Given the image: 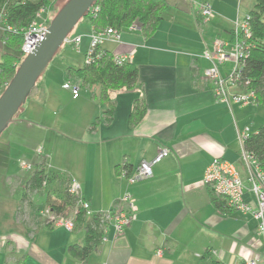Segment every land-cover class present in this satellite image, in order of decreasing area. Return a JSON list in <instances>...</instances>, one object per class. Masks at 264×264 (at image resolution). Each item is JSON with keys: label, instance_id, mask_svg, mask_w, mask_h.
Listing matches in <instances>:
<instances>
[{"label": "crops", "instance_id": "1", "mask_svg": "<svg viewBox=\"0 0 264 264\" xmlns=\"http://www.w3.org/2000/svg\"><path fill=\"white\" fill-rule=\"evenodd\" d=\"M172 1L179 5L184 0ZM221 2L226 1L219 0L215 11L230 22L234 13L223 9ZM250 8L240 13L246 14ZM188 11L198 26V14L191 6ZM87 21L89 30H75L68 38L71 42L72 37H79L74 49L82 54L81 60L48 66L41 75L23 109L34 118L18 117L15 121V127L26 130L29 136L17 135L16 144L27 145L23 154L30 159V148L42 145L52 168L80 182L82 196L96 213L112 209L123 193H129L137 207L135 220L116 239L109 227L107 241L79 260L69 253V246L83 244L81 228L66 231L59 225H44L40 218L24 225L14 218L13 230L0 232V264H17L18 260L22 264H202L209 257L221 264H246L258 257L264 264V247L255 219L224 209L220 199L217 201L223 205L212 202L209 187L203 182L214 157L226 160L235 169L243 161L237 134L248 126L246 115L255 111L256 104L249 105L251 109L245 112L248 105H232L230 110L217 100L212 83L202 74L209 65L200 56L202 50L217 33L224 36L229 26L222 20L214 33L192 39L194 50L183 53L164 40L159 42L155 37L158 28L148 38L132 30L122 31L118 40L107 38L100 46L102 50L114 56L134 52L131 60L138 79L132 88L108 90L109 100L103 101L99 84L82 85L80 79L66 72L68 67L83 66L93 32ZM1 35L0 29L3 53L7 48ZM219 68L225 74L230 64ZM66 82L78 87L77 97L62 86ZM137 102L143 103L145 111L139 121L132 122L130 116ZM110 105L113 110L107 122L105 111ZM1 143L8 146L6 163L12 157L19 158V154H10L15 141L7 138ZM166 147L170 151L152 166L151 177L129 184L118 174L123 166L133 171L141 161L151 160ZM3 168L8 173L7 183L21 189L24 179L9 164L8 168L7 164L0 165ZM243 169L246 171L244 162ZM247 197L253 199L248 192ZM205 252V258H201Z\"/></svg>", "mask_w": 264, "mask_h": 264}, {"label": "trees", "instance_id": "2", "mask_svg": "<svg viewBox=\"0 0 264 264\" xmlns=\"http://www.w3.org/2000/svg\"><path fill=\"white\" fill-rule=\"evenodd\" d=\"M184 1L189 2L191 8H194V5L192 6L190 1ZM197 1L203 3L206 0ZM54 2L55 0H0L1 40L5 43L4 45L7 48L4 53L0 54V94L16 72L21 58L23 59L25 57L20 51L23 43L24 29L36 19L42 20V18H47V14L48 17L51 16V11H55L54 7H52ZM174 5L175 3L172 0H97L91 5L97 6V11L91 14L90 10H88L82 18L86 17L89 20L91 28H93L94 31H103L106 28H113L121 33L124 30H129L128 26L133 25L136 27L134 31H139L143 37L148 38L157 29L158 23L162 17L161 12ZM42 8L46 10V12H42V17L37 18L36 14ZM47 11L49 12L47 13ZM236 11L235 18L230 21L232 23L231 27L224 30V33L226 39H232L234 21L248 15L251 37L246 38L245 41L247 44H250V47L248 49V57L245 59L244 65L242 66L240 78L243 83L241 81L240 86H247L253 89L255 93V104L264 106V0H254L250 11L246 14H241L238 9ZM198 18L200 19V15ZM48 19L49 22L52 20L50 17ZM217 35L222 34L217 33ZM243 35L244 34H241L240 36ZM99 50H101V55L99 57L94 56L92 62H84L81 67H68L66 68V72L80 79L82 85L92 86L99 84L101 87L100 96L103 101H107L109 100V96L107 95L108 90L122 87L129 89L134 87L138 79V71L136 65L132 61L118 63L114 60L115 56L110 52L100 48ZM66 83L70 86V88L67 89H69L72 96L71 87L73 85L69 82ZM134 105L130 117L132 122H137L142 118L145 106L140 102ZM112 110L113 106L110 105L108 110L105 111L107 122L111 120ZM93 127L92 125V128ZM20 129L19 126L15 127L18 135L24 134L29 136L26 130L23 131ZM248 134V137L243 143L244 149L251 153L253 157H256L260 166L264 168V123L260 124L255 131H250ZM30 139L32 140V136L29 137V140ZM38 146L40 145H33L30 151L27 152L33 155L31 159L29 156L27 157V155L25 156L27 159L24 158L33 167L30 171L23 170L28 174H23L24 180L21 185L22 194L20 201H22V203L26 201L25 204L27 205L28 211H30L31 205H33L32 196L45 193L44 207L33 210L36 216H38V210H42L46 207L58 213H67L71 211L75 204V198H73L67 190L62 191L59 187L61 183L66 181L67 177L52 168L48 159H45V161L49 166H45L43 163L41 166L38 164V162L42 161L35 155V149ZM1 152L0 164H5L6 150H4V152L2 150ZM209 190L212 196V202L217 205H223L217 201L220 199L222 203H224V209L230 208L222 198L216 196L210 188ZM31 202L32 204H30ZM25 204L24 207L26 208ZM74 221L75 228H81L84 232V240L83 244L70 245L69 253L75 258L83 260L102 243L101 239L104 234L103 230L105 223L101 220V215L98 213L86 218L84 216V210L80 208H78V212L74 216ZM44 225L47 224L44 223ZM205 255L206 252L201 258H205ZM210 258L211 257L206 258L207 260L202 264H221L219 260L215 261ZM17 264L22 263L18 260Z\"/></svg>", "mask_w": 264, "mask_h": 264}, {"label": "built area", "instance_id": "3", "mask_svg": "<svg viewBox=\"0 0 264 264\" xmlns=\"http://www.w3.org/2000/svg\"><path fill=\"white\" fill-rule=\"evenodd\" d=\"M188 1H190L192 5H194L193 3L198 5L200 21L202 23H206L215 18L216 13L211 9L208 1L203 3L197 0ZM97 9V6H92L89 10L90 13H95ZM44 11L46 12V10L42 8L36 14L37 18H41L42 12ZM48 12L49 11H47V13ZM49 17L47 14V18H42V20L36 19L24 29L23 43L20 49L24 56L33 49L39 40L44 38L48 31ZM248 20V15L243 16L239 20H235L234 27L232 28V39H226L217 35L213 38L211 44L206 46L200 54L201 57L209 61V65L203 68V77L212 82V91H214L217 100L225 103L230 110L232 105L243 108L244 106L254 105L256 103L253 89L247 86H240V82L242 81L240 78L242 66L244 65L245 59L248 57V49L250 47V44H247L245 41L246 38L251 37ZM128 27L129 30H136V27L133 25ZM119 34L120 33L113 28H106L103 31L93 30L90 35V43L84 55L83 62H92L94 56L99 57L101 55V50H99L101 44L107 38L118 40ZM241 34H244V38L240 36ZM79 41V37L76 36L71 39V42H67L72 45L73 48H76ZM133 53L132 51L126 55H117L114 57V60L118 63L132 61ZM225 63L230 64V70L222 74L219 65H224ZM63 86L70 88L68 83H64ZM71 92L72 97H76L78 95V87L73 85L71 87ZM249 132L250 128L245 126L244 129L237 134L242 146L241 157L244 162V168H246L244 178L240 176V173L235 169L233 164L228 163L224 159L222 160L214 157L212 163L206 169L203 182L216 196L222 198L227 206L243 214H250L255 219L257 224L256 232L258 236H261L264 247V168L260 166L256 157H253L251 153L244 149L243 143L248 137ZM169 151L167 147L160 148L151 160L141 161L133 171H129L127 167L123 166L118 174L124 177L129 184L143 181L153 175L152 166L160 159L166 157ZM35 155L42 161L48 158V154H46L41 146L35 149ZM20 167L25 171H30L33 166L28 161L21 160ZM66 187L67 192L75 198V204L71 211L67 213H58L46 207L42 210H38L39 212L37 214L42 222L48 226L59 225L66 231H73L75 229L74 216L78 212V208L84 210V216L86 218L97 213L90 208L89 201L82 196L80 182L78 180L69 178ZM247 192L252 194L253 199L249 200L248 197L246 198ZM136 210L137 207L135 206L133 196L126 192L123 193V197L113 204L112 209L98 212V214L101 215V220L105 223L103 230L104 234L101 241H107L109 227L114 231V239L121 236L124 229L135 220ZM160 253L161 251L159 250L157 255ZM212 253L215 254L216 250H213ZM260 262L261 259L257 257L250 259L246 264H260Z\"/></svg>", "mask_w": 264, "mask_h": 264}, {"label": "rangeland", "instance_id": "4", "mask_svg": "<svg viewBox=\"0 0 264 264\" xmlns=\"http://www.w3.org/2000/svg\"><path fill=\"white\" fill-rule=\"evenodd\" d=\"M65 1L67 0H55L52 6L54 7L55 11L54 10L51 11L50 18H53V16L56 14L60 6ZM206 1L210 3L211 9L216 13L215 18L207 21L206 23H202L200 21V23H197L198 26L197 25L195 26L194 15L188 11V8L191 6V4L186 1H179L180 2L179 5L171 6L170 8L165 9L161 12L162 17L158 23V27H157L158 29H157L155 37L159 40V42L164 40L166 43L169 44V47L175 48L176 50L182 51L183 53L189 49L194 50L193 48L194 46H190L191 45L190 42L192 41V39H195L196 36L199 37L200 34L204 36L210 35V33H212L216 29V26H218L222 20L223 22H226L227 26L230 27L232 23L229 22V19L228 18H226L227 20L222 19L224 16L221 17V15H219V12L215 11L219 0H206ZM225 1H226L225 3L224 2L220 3L222 8L223 9L225 8L226 11H231L232 13H234L233 15L234 17L236 15L237 9L239 10L240 8L239 11H244L245 9L251 7V3L254 0H225ZM193 4H194V8H192L193 12H195L199 16L200 15L199 7L197 4L195 3ZM76 25L78 26V28H76ZM76 25L72 28V30L68 34L67 39L71 37V35L73 34V31L75 30H78V32L82 33V32H85L86 29L87 30L90 29L86 17L81 18V20ZM218 36L226 38L225 35L224 36L218 35ZM195 51H197V49ZM56 52L57 53L54 55V57L49 61V65H48L49 68L52 65L61 66V64H64L65 66L66 64H69L67 62L73 63L75 59H78V62H79V60H81L82 58V54L77 53V51H75L74 48L70 47V45L66 42H64ZM0 54L2 53L0 52ZM83 60H84V57H83ZM21 61H22V58H21ZM78 64L81 65L82 63H78ZM25 104H23L21 108L19 109V111L17 112V115L14 117V121H12V123H10L8 127L1 133L0 154L2 153L1 152L2 150L4 152V150L8 149L7 148L8 146H5L3 145V143H1L2 140L8 138L10 141H15V144H16V140H18L16 139V136L18 135V133H16V130H15V125L17 123L15 121L18 119V117H21L27 120L29 118L31 119L34 118V114L31 113L30 111L24 112L23 109H24ZM255 106H254L255 111L253 112V114H247L246 115L247 117L244 119V121L248 124L251 130H255L257 126L264 123V106L263 105H255ZM249 109H251V107L248 105V107H245L243 111L245 112V110L247 111ZM237 111H238L237 108H234L233 112L236 113ZM26 146L27 145H22V144H19V146L18 144L12 145L10 148V154L12 156H16L15 154H19V158L12 157L8 160L7 163L0 164V165L7 164V168L9 164L11 167H13L16 170V173H18L17 175L18 176L20 175L22 178L24 176L23 174L25 175L28 174L27 172L23 171L22 167H20L21 160L27 161L26 160L27 158L23 154V153H26L25 152ZM47 159H49V157ZM42 163L45 164V166H49L45 160L38 162L40 166L42 165ZM237 170L240 172L241 174L240 176L244 178L246 171L243 169L242 160H241L240 165L237 166ZM7 175L8 173L6 172L5 168L0 169V232H3V231L9 232V230H13L11 221L14 220V218H17V221L24 225L26 224L25 222L29 221L30 219L31 220L33 218L38 219L39 217L36 216V213H34L33 210L39 207H43L45 203V200H44L45 193L37 194L35 196V202L33 201L34 202L33 204H35L37 207L34 208V206L31 205V209L30 211H28L27 205L25 204L26 201H23V203L22 201H20L22 189H20V187L15 188L16 184H13L12 182L8 184L7 183L8 177H6ZM67 183H68V179L66 178V181H64L63 183L59 185L62 191L67 190V187H66ZM24 204L26 205V208L24 207ZM30 204H32V202ZM77 234H79V231H77ZM4 238H8V237L3 236V239Z\"/></svg>", "mask_w": 264, "mask_h": 264}, {"label": "water", "instance_id": "5", "mask_svg": "<svg viewBox=\"0 0 264 264\" xmlns=\"http://www.w3.org/2000/svg\"><path fill=\"white\" fill-rule=\"evenodd\" d=\"M95 1L97 0L65 1L51 18L44 38L18 64L16 72L0 94V136L14 121L21 106L27 102L36 82L47 69L56 51L66 42L72 28Z\"/></svg>", "mask_w": 264, "mask_h": 264}, {"label": "clouds", "instance_id": "6", "mask_svg": "<svg viewBox=\"0 0 264 264\" xmlns=\"http://www.w3.org/2000/svg\"><path fill=\"white\" fill-rule=\"evenodd\" d=\"M50 23V22H49ZM67 41H69L68 39H66V43H68Z\"/></svg>", "mask_w": 264, "mask_h": 264}]
</instances>
